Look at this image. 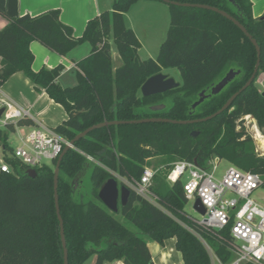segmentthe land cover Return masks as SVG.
Segmentation results:
<instances>
[{
	"label": "trees",
	"instance_id": "obj_1",
	"mask_svg": "<svg viewBox=\"0 0 264 264\" xmlns=\"http://www.w3.org/2000/svg\"><path fill=\"white\" fill-rule=\"evenodd\" d=\"M139 1L116 0L111 11L89 21L80 38L62 23L58 10L16 18L2 13L8 25L0 31V85L18 72L24 73L38 92L45 91L64 107L68 118L55 131L68 141L104 122L147 118L183 121L217 113L251 79L258 61L254 45L218 13L170 4L171 23L157 59L140 60L141 43L125 21V14ZM170 1L208 5L235 17L261 49L259 72L232 106L212 120L192 125L149 123L100 128L65 154L58 192L69 264H86L92 256H96V264L118 260L155 264L148 241L164 245L170 239L176 240L184 264H212L206 245L222 264L235 260L228 231L207 229L188 219L183 183L171 185L167 175L177 161H196L207 168L215 157L242 170L264 172V157L255 154L254 141L243 126L244 117L252 116L264 134V97L257 86L264 75V16H253L251 0H234L237 7L229 0ZM33 41L62 56L83 43L91 45V54L77 63L76 86L58 83L63 66L33 70ZM112 42L120 56L117 67ZM171 68L181 74L179 88L151 97L140 95L150 77ZM230 70L240 74L221 93L193 110L199 94L207 89L209 94ZM165 97H172L165 110H149ZM19 125L35 126L29 118ZM8 127L14 129L13 125ZM193 132L198 136L193 137ZM0 136L8 147L7 134L0 131ZM85 155L99 164L88 161ZM154 159L160 170L152 191L159 198V206L132 190L129 204L120 206L118 214L108 211L98 198L102 184L115 175L139 180ZM56 163L38 169L36 177H30L28 168L15 161L16 173L0 172V264H64L54 194ZM86 172L91 178L88 200L83 199L82 189L74 188V180Z\"/></svg>",
	"mask_w": 264,
	"mask_h": 264
},
{
	"label": "built area",
	"instance_id": "obj_2",
	"mask_svg": "<svg viewBox=\"0 0 264 264\" xmlns=\"http://www.w3.org/2000/svg\"><path fill=\"white\" fill-rule=\"evenodd\" d=\"M257 86L260 93H264V75L258 79ZM1 110L0 131L7 134L8 147L0 136V172L16 173L19 169H15L12 161L36 171L58 161L70 141L43 125L20 126L21 120L31 116L30 109L10 99L0 97ZM243 120V125H251L254 133L251 137L259 142L257 156L264 157V134L252 116H246ZM9 125H13L14 129L10 130ZM85 156L88 161L99 164L92 156ZM221 161L218 157L213 158L210 169L202 168L196 161H177L171 165L167 181L171 185L182 182L188 203L193 202L195 206L200 200L205 207L204 216L193 207L201 219L186 213L188 219L207 229L228 231L230 250L235 255L232 264H264V201L254 198V194L264 188V172L254 173L232 165L219 178ZM159 170L146 167L139 180L115 176L137 195L159 206V198L152 191ZM206 248L213 264H222L208 245Z\"/></svg>",
	"mask_w": 264,
	"mask_h": 264
},
{
	"label": "crops",
	"instance_id": "obj_3",
	"mask_svg": "<svg viewBox=\"0 0 264 264\" xmlns=\"http://www.w3.org/2000/svg\"><path fill=\"white\" fill-rule=\"evenodd\" d=\"M116 0H0V31L8 25V20L2 15L5 13L11 18L21 17L24 15L38 16L50 10L60 12V20L63 24L69 26L76 38L83 36L87 24L90 20L96 18L105 11H111ZM160 1L142 0L132 6L130 11L125 14V21L131 28L141 43L139 35L135 29L137 22L143 24V17L139 15L146 11H163ZM252 12L255 18L264 16V0H251ZM139 18L135 20L134 14ZM129 16L132 18V24L128 25ZM112 46H114L112 42ZM116 47V46H115ZM140 48V49H141ZM117 49V48H116ZM30 50L34 55L32 68L38 72L42 68L54 69L63 66L64 71L58 79L62 87H74L77 85V63L91 54L92 47L86 42L74 48L68 55L62 56L41 43L33 41L30 44ZM113 54V47H112ZM115 66L120 64V56L113 54ZM0 59V65H1ZM0 97L12 100L19 106L30 109L31 119L35 126L43 125L55 130L65 120L68 115L63 106L54 102L45 91L38 92L33 83L24 73L18 72L6 81L0 90ZM61 108L65 111L57 120H53L46 112L48 109ZM45 121L49 123L45 124ZM6 133V131H4ZM148 247L152 254L155 264H184L181 253L176 249V240L170 239L164 245L156 241H148ZM178 252V253H177ZM179 254V255H178ZM86 264H96V256H92ZM105 264H124L123 261L107 262Z\"/></svg>",
	"mask_w": 264,
	"mask_h": 264
},
{
	"label": "water",
	"instance_id": "obj_4",
	"mask_svg": "<svg viewBox=\"0 0 264 264\" xmlns=\"http://www.w3.org/2000/svg\"><path fill=\"white\" fill-rule=\"evenodd\" d=\"M161 2L167 4V5H176V6H183V7H193V8H200L204 10L213 11L215 13L220 14L224 18L228 19L232 23H234L245 35L246 37L251 41V43L254 45L256 51H257V57L258 61L255 67V71L251 77V79L248 81V83L235 95L231 97V99L224 105V107L219 110L214 115H211L209 117L203 118V119H195V120H172V119H166V118H147V119H141V120H134V121H112V122H104L98 125H95L84 132L77 135L72 141H70L69 145L65 147L63 153L59 157L54 171V194H55V204L57 209V215L58 220L60 222V229H61V239H62V246L64 250V264H69V256H68V248H67V242H66V236H65V230H64V221L60 212V206H59V179H60V171H61V163L64 159L65 154L70 150L74 149L76 143L81 140L82 138L86 137L88 134H90L92 131L100 128H106L110 126H118V125H133V124H149V123H165V124H173V125H192L197 123L206 122L209 120H212L213 118L217 117L218 115L222 114L226 110H228L235 99L245 90L247 89L256 78L259 68L261 65V49L256 42V40L252 37V35L247 31V29L238 21L235 17L228 14L227 12L220 10L216 7H211L208 5H200V4H190V3H179V2H173L170 0H160ZM232 5L237 7L234 0H229ZM240 74V71L230 70L216 85H213L210 89V93L208 94V90H204L199 94V99L192 105V109L196 110L198 106H200L207 98L210 96L218 95L221 93L230 82H232L238 75ZM181 86V83L177 82L174 78L165 75L163 73L156 74L152 77H150L144 85L141 87V95L143 97H151L155 95L165 94L169 91H172L174 89H177ZM262 96L264 97V93H262ZM165 104H157L150 106L149 110L152 112H161L166 109ZM3 114V110L0 111V116ZM193 137L198 136V132L192 133ZM27 174L30 177H36L37 171L34 169H29L27 171ZM87 175V172L84 173L81 176H78L74 180V188L75 190H78L80 188V184L84 182V177ZM132 195V190L125 184H120V181L118 177L113 176L110 179H108L106 182L102 184L100 187L98 198L100 201L106 206L108 210H110L114 214H118L120 212V206L125 207L129 204L130 199ZM194 208L201 214H206V209L202 205L201 201L198 200L194 206Z\"/></svg>",
	"mask_w": 264,
	"mask_h": 264
},
{
	"label": "rangeland",
	"instance_id": "obj_5",
	"mask_svg": "<svg viewBox=\"0 0 264 264\" xmlns=\"http://www.w3.org/2000/svg\"><path fill=\"white\" fill-rule=\"evenodd\" d=\"M159 3H161L159 5H161L163 7V9H165V10H163V11H161V10H159V11L150 10V11H146L144 14H142L141 12L139 13V15L144 18L143 19L144 25H142L141 21H139V23L137 22V26L135 27V29L139 35V38L143 43V48H141L139 50V53H138L140 60H147L150 58L157 59L159 52H160V47H161L162 43L167 38L168 30H169L170 23H171L169 6L163 2H159ZM139 15L136 13V14H134L133 18L135 20H137V18H139ZM131 24H132V18H131V16H129L128 25H131ZM113 54L114 55L117 54V49H116L115 45L113 46ZM161 73L174 78L179 83H182L181 74H180L178 69H173V68L163 69ZM171 98L172 97H165L164 99L158 101V103L165 104L166 106L170 105L171 104ZM61 112H62V115H64V117H65V111L61 108H58V107L51 109V110L48 109L46 113L53 120H57V118L61 115ZM65 118H67V117H65ZM45 124L48 125L49 123H47V121H45ZM243 126L245 128L246 133L249 136L254 135L253 130L251 128V125L247 124V125H243ZM252 139H253L254 145H255L254 151H255V154L257 155L256 150H257V147L259 144H258V142H256V140H254V138H252ZM14 144L17 145L16 142H14ZM1 158L2 157L0 155V160H1ZM48 165L51 167H54L53 163H49ZM232 165L233 164H231L230 162H228L226 160H222L220 167H219L218 177L220 178L222 176V174ZM147 167H150L153 169H158V166H156V159L151 160L150 165H147ZM211 167H212L211 162H209L207 164V168L210 169ZM118 177L120 179V176H118ZM78 189L79 190L82 189L83 199L88 200V194L91 190L90 172H88L87 175L84 177V182L82 184H80V188H78ZM254 198L257 200L262 199L264 201V188L257 191L254 194ZM102 205L106 208V206L103 203H102ZM193 207H194L193 202L188 203V205L185 207V212L188 213L189 215L194 216L197 219H201V216L199 215V213L194 211ZM108 211H110V210H108ZM211 259H212V257H211ZM212 264H213V261H212Z\"/></svg>",
	"mask_w": 264,
	"mask_h": 264
},
{
	"label": "bare ground",
	"instance_id": "obj_6",
	"mask_svg": "<svg viewBox=\"0 0 264 264\" xmlns=\"http://www.w3.org/2000/svg\"><path fill=\"white\" fill-rule=\"evenodd\" d=\"M259 143V142H258ZM260 145H263V143L262 142H260Z\"/></svg>",
	"mask_w": 264,
	"mask_h": 264
}]
</instances>
